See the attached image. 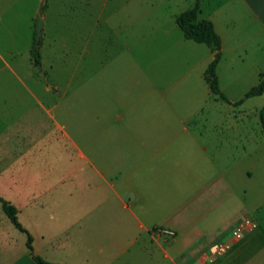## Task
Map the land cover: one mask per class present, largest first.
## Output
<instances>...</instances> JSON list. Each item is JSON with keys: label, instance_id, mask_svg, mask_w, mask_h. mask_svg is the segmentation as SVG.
<instances>
[{"label": "crops", "instance_id": "0c3cea01", "mask_svg": "<svg viewBox=\"0 0 264 264\" xmlns=\"http://www.w3.org/2000/svg\"><path fill=\"white\" fill-rule=\"evenodd\" d=\"M235 2L249 32L246 38L242 32L221 35L211 18L221 53L252 49L260 55L256 63H263L264 0ZM15 13L8 0H0V135L20 131L13 125L18 106L7 105L24 98L7 93L9 85L23 87ZM30 56L32 69V49ZM130 118L127 125L97 129L95 143L78 144L65 133L77 159L47 189L37 190L38 174L26 192L23 177L0 175L17 202L0 198L17 209L26 231L15 227L0 203V264H38L34 256L53 264H264V155L257 152L258 138L247 153V135L238 136L236 126L190 125L173 110L138 111ZM245 218L258 228L232 240ZM223 242H231V250L215 255L213 247Z\"/></svg>", "mask_w": 264, "mask_h": 264}, {"label": "rangeland", "instance_id": "374dc122", "mask_svg": "<svg viewBox=\"0 0 264 264\" xmlns=\"http://www.w3.org/2000/svg\"><path fill=\"white\" fill-rule=\"evenodd\" d=\"M8 1L17 14L15 38L24 64L18 69L22 89L16 83L9 85L7 93L24 98L7 103L9 109L18 106V121L13 125L20 131L0 135V175L23 177L25 192L32 190L35 174L41 178L37 190L60 180L66 163L77 159L71 140L95 143L97 129L127 125L138 111H178L190 125L196 122L207 129L236 126L238 136L247 135V153L258 138L257 152L264 155L259 117L264 95L246 98L264 75V62L256 63L260 55L252 49L246 54L222 53L216 75L229 102L214 96L204 79L213 49L187 40L176 23L196 0ZM235 1L199 0V18H213L221 35H245L248 22ZM39 16L43 63L40 69H31ZM13 42L11 38L9 46ZM239 152L243 150L234 151ZM3 186L0 182V196L16 204L15 192Z\"/></svg>", "mask_w": 264, "mask_h": 264}, {"label": "trees", "instance_id": "16d2710c", "mask_svg": "<svg viewBox=\"0 0 264 264\" xmlns=\"http://www.w3.org/2000/svg\"><path fill=\"white\" fill-rule=\"evenodd\" d=\"M196 1L197 3L193 8L186 10L177 17L176 23L177 26L183 32L184 37L187 40L194 41L198 44L207 45L215 51L214 59L208 65V67L204 72V79L206 83L209 85L210 91L214 96H218L221 100L225 102H229L226 96L224 95V93L221 91L219 80L216 75V69L222 57V53H221L222 40L221 37L216 32L214 23L212 21L199 18V12H200L199 0ZM36 43L37 41H36V33H35L34 47L32 49L33 66L36 69H40L42 56L40 50L36 48ZM261 95H264V75H261L258 85L254 86L247 93L246 98L261 96ZM243 102L244 100H241L236 105H240ZM259 117H260L261 126L264 130V107L260 111ZM0 203L2 205L3 211L11 220V222L15 225V227L22 232H26L18 222L17 209L10 203L4 201L2 198H0ZM31 243H32V238L29 237L27 245L30 250H32ZM34 260L38 264H53L44 261L42 258L38 256H34Z\"/></svg>", "mask_w": 264, "mask_h": 264}, {"label": "built area", "instance_id": "2783aa9c", "mask_svg": "<svg viewBox=\"0 0 264 264\" xmlns=\"http://www.w3.org/2000/svg\"><path fill=\"white\" fill-rule=\"evenodd\" d=\"M258 228V223L251 218H245L238 222L231 233V239L235 241L242 240L246 234L255 231ZM232 248L231 242H223L213 247L215 255H224Z\"/></svg>", "mask_w": 264, "mask_h": 264}, {"label": "water", "instance_id": "95a60500", "mask_svg": "<svg viewBox=\"0 0 264 264\" xmlns=\"http://www.w3.org/2000/svg\"><path fill=\"white\" fill-rule=\"evenodd\" d=\"M43 34V19L41 16L37 17V22H36V41L38 44V49H39V43L41 41Z\"/></svg>", "mask_w": 264, "mask_h": 264}]
</instances>
